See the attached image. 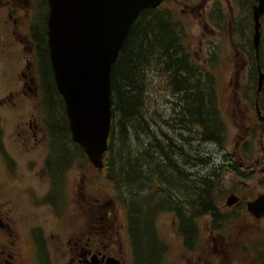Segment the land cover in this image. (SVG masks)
I'll return each instance as SVG.
<instances>
[{
    "label": "rangeland",
    "instance_id": "1",
    "mask_svg": "<svg viewBox=\"0 0 264 264\" xmlns=\"http://www.w3.org/2000/svg\"><path fill=\"white\" fill-rule=\"evenodd\" d=\"M214 4L217 7L215 10ZM250 4L251 2L247 0L240 2L239 0H174L163 7L181 20L185 31L184 42L195 63L204 69V74L208 72L216 82L218 108L224 123L221 141H206L200 134L198 125H194V129L184 131L185 136L180 142L183 150L179 153L182 164L180 166L182 177L179 182H182V192H176L186 198L192 197L194 206L196 204L198 206L199 200L196 194L201 188L213 186L212 193L218 207V218L213 214L198 217L199 231L195 238L197 240L193 248H188V244H185L179 234L175 213L171 209L163 208L155 216L156 228L147 232V228L141 226L145 232L141 233L137 230V240H134L128 234L127 227L130 221L121 200L127 193L122 192L120 197L119 191L105 179L106 175L103 171L93 167L85 152L78 147L79 145L73 144L71 138L67 144L54 138L53 153L47 164L57 177L56 192L50 194L51 200L47 205H39L32 209L26 208L24 204L22 206L34 214L33 219L22 223L23 236L25 237V228L29 223H33L31 226L39 223L43 227L39 239L47 255L46 264H68L69 258L73 255L68 243L74 239L75 232L83 234L91 231L99 238L104 235L111 236L113 244L115 242L116 247L125 257L126 264H186L187 262L197 264L203 259L207 250L208 256L211 257L213 254V237L209 235V230L212 229L221 231L225 239V242L221 241L219 246L221 237L215 233L219 256L216 260H211L212 264H256L257 256H262L264 260V221L253 218L245 210L247 200L264 194V124L258 120L251 103L254 80L258 76L253 74L249 77L243 92L241 70L248 58L243 55V50H248L247 41L242 38L241 31L235 39L229 26L230 20H234L235 17L237 20L245 19L244 5L247 8ZM39 15L41 20L42 14ZM36 18L37 14L35 20ZM261 22L258 52L264 71V17ZM249 25L250 21L247 25L248 29ZM234 44L240 48L239 52ZM13 52L12 59L7 58L6 55L0 58V100L7 94L10 85L12 91L14 90L13 105L3 106L5 100L0 106L2 116L6 115L8 119L1 120L0 127L6 149L12 152L11 155L18 164V179L20 181L21 177L22 181L24 178L20 174H26L25 164L30 159L35 160L38 166L46 165L43 160L47 149L51 146L48 124L53 117L48 113L49 111L46 115L39 114V99L35 92L30 91L34 98H31L30 94L26 96L22 93V82L19 78L14 83L9 82L11 69H16L19 74L20 70L26 68L28 62L19 46ZM160 69L161 67L155 66L149 71V76L153 75L156 79L150 77L148 81L146 101L147 110L150 113L155 112L162 121L170 120L175 116L176 105L173 101L178 100V95L167 87ZM201 77L203 78L204 75ZM37 78L41 80V76L37 75ZM202 85L206 86L205 83ZM260 99L264 105V89ZM9 109L12 110L7 111ZM56 113L55 117L58 120L61 118L59 108L56 109ZM38 116L42 121L39 118L35 119ZM35 120L37 124L34 123ZM30 121H33L32 128L27 124ZM16 123L19 133L17 148L12 142ZM168 131L174 139L175 136L181 138L175 123L168 125ZM143 138L146 140L147 137L143 136ZM132 141L138 144L135 138H132ZM241 141L244 143L242 142L238 149ZM63 144H66L65 147ZM143 161L142 158L141 162ZM251 165L255 166L253 170L247 168ZM45 185L44 181L40 187L36 184V188L42 191ZM232 193L240 196L243 202L232 207L227 205V198ZM54 201L59 215L53 209ZM156 229L160 237L153 234ZM160 240L163 243H160ZM164 246H167V249ZM164 251H167L165 255ZM23 256L28 258L30 264L32 263L34 258L29 248L23 250Z\"/></svg>",
    "mask_w": 264,
    "mask_h": 264
},
{
    "label": "trees",
    "instance_id": "2",
    "mask_svg": "<svg viewBox=\"0 0 264 264\" xmlns=\"http://www.w3.org/2000/svg\"><path fill=\"white\" fill-rule=\"evenodd\" d=\"M163 7L140 13L113 65V121L102 171L105 179L119 191L120 197L122 192L127 193L121 200L130 221L128 233L134 240H137V230L145 232L141 226L146 227L147 232L154 230L156 214L160 209L167 208L174 211L178 229L189 242L192 238L195 240L199 231L198 217L213 214L218 218L219 215L212 193L213 186L201 188L196 194L198 206H194L192 197L186 198L176 192H182L179 153L183 145L180 142L185 136L184 131L194 129V125H198L206 141H221L224 123L218 108L216 82L208 72L204 74V69L193 60L184 42L185 31L181 20ZM43 28L44 37H47V27L44 25ZM41 29L40 34L43 35ZM43 53L41 82L45 93L42 95L44 101H40L44 105L45 115L49 111L53 117L48 124L53 150L54 138L67 144L71 133L64 100L48 71L46 44ZM155 66L161 67L167 87L178 95V100L173 101L176 105L175 116L170 120L160 121L155 112L147 110L148 81L150 77L156 79L153 75L149 76V71ZM57 108L61 113L58 120L55 117ZM173 123L181 138L175 136L174 139L169 133L168 125ZM143 136L147 137L146 140ZM132 138L138 144L133 143Z\"/></svg>",
    "mask_w": 264,
    "mask_h": 264
},
{
    "label": "flooded vegetation",
    "instance_id": "3",
    "mask_svg": "<svg viewBox=\"0 0 264 264\" xmlns=\"http://www.w3.org/2000/svg\"><path fill=\"white\" fill-rule=\"evenodd\" d=\"M173 1L174 0L165 2L159 8L163 6L166 7L168 3ZM247 1L249 3L251 2V4L252 1H254V3L252 4V9L254 5L258 3L257 0ZM215 4L213 7L214 10L215 8H217L215 7ZM251 4L247 5V8L244 5V12L246 14L245 19L242 21V19L237 20V18L235 17L234 20H230L229 26L232 29L231 33L234 34L235 39L237 35H240L241 32H243L242 38L247 41L248 50H243V55L245 57L247 56L248 58L241 70V72H243L242 85L244 86L242 88V91L245 92L247 86L246 82L251 75L255 74V76H258L254 80L255 87L252 94L253 96L251 95V103L252 107L256 111L258 120L264 124V120L260 118L261 116H264V105L262 104L260 99L261 92L264 89V82L261 90H259L258 85L259 73L260 71L264 73V71L262 69L260 54L258 52L259 47L257 50L254 47L253 43L255 23L253 19V11L251 12L250 9ZM35 14H37L36 20ZM39 14H42L41 20H39ZM48 15V0H0V58L6 55L7 58L12 59V56L14 55L13 51H15L16 47L19 46L22 54L24 52V57L28 61L25 66L26 68L20 70L19 74L16 69H11L12 74L8 78V80L9 82L11 81L14 83L16 79L19 78L22 82V93L26 96H29L30 94L31 98H34L31 92H35L39 101L43 100L42 95H44L45 93L44 85L42 84L41 80L37 78V75L41 76V64L43 62V51L45 50V44L47 46V53H49L48 71H50V73L52 74L53 81L56 84L50 57L48 34L47 37H44L43 30L45 28L41 29V27L45 25L48 31ZM210 16L213 15L210 14ZM263 17L264 15L261 17V19ZM249 21L250 25L248 29L247 25ZM217 24L220 25L219 23ZM232 24L233 26H231ZM40 29L43 31V35L40 34ZM234 46L239 52L240 48H238V45L234 44ZM193 60L195 61L194 58ZM12 89L13 88L10 85L9 91L0 100V106L5 100L6 102L3 106H5L6 104L13 105L12 96L14 90L12 91ZM10 110L12 109H9L7 111ZM38 111L39 114L44 113V105L41 101L40 110L38 108ZM38 118L39 116L35 119L38 120ZM3 119H6V121L8 120L6 115L5 117L2 116V112L0 110V122ZM37 120H35L34 123L37 124ZM39 120L42 121V119L40 118ZM27 124L29 128H32L33 121H30ZM12 135H14L12 142L17 148V136L19 135L17 123L15 125V131ZM251 137H253V135H251ZM242 142L243 141L238 144V149ZM76 144L77 143H75V145ZM52 153L53 151L51 150L50 146V149H47V153L43 160L46 165L44 164L43 166H38L35 160L30 159L27 164H25L27 171L26 174H20L24 178V180L21 181L20 177L19 181L17 175L18 164H16V159L11 155L12 152L7 151L6 149L5 143L3 142L2 129L0 127V264H30L28 258L23 256V250L26 248H29L34 258L32 259L31 264H46L45 259L47 255L43 247L41 246L39 239V233L43 230L42 225H40L39 223L35 226H31L33 223L27 224L25 228V237L23 236V233L21 231V225L24 221L34 218V214L26 210L27 207L29 209H32L33 207L39 205H47L51 200L50 194L56 192L57 177L47 164V161ZM61 160H63V158ZM247 168L253 170L255 166L251 165ZM44 181L46 183L45 189L42 191H40L39 189L37 190L36 184H38L40 187L41 185H43ZM232 194L236 195L235 193ZM261 195L264 194H260L256 198L260 197ZM236 196L238 197V202L231 205V207L243 202L240 196ZM256 198L246 201L245 210L253 218L264 221V217H256L248 211V202L253 201ZM23 204L26 206L25 209L22 207ZM52 205H54L53 209H55V213H57L56 202L54 201ZM57 215L59 214L57 213ZM215 233L219 234L221 237L219 246L221 241L225 242L221 231H216L214 229L209 230V235L213 237V254L211 255V257L210 255L208 256L207 250L204 253L203 259L200 260L197 264H212L213 262L211 260H216L219 256V254L217 253V249L219 248L216 242L217 235ZM154 234H157L160 237V234H158V230H156V233ZM179 234L183 237L185 244H188L187 247L193 248L192 246L196 243L197 239L194 240L192 238L189 240V242H187L185 236L180 232ZM74 235V239L69 241L68 243V248L70 249V251H73L72 258H69L68 264H112L113 262H110L111 259H117L121 264H126L124 260L125 257H123V255L121 254V250L116 247L115 242L113 244L111 236L109 237L108 235H104V238H99L95 236L94 232L92 231L83 234H80V232H75ZM155 240H157L156 237ZM160 243L163 242L160 240ZM224 245L225 243L223 244V246ZM161 246L163 245L161 244ZM164 247H166L167 249V246ZM166 252L167 251H164V255L166 254ZM257 257L258 259L256 261V264H264L263 257ZM186 264L189 263L187 262ZM190 264L193 263L191 262Z\"/></svg>",
    "mask_w": 264,
    "mask_h": 264
},
{
    "label": "water",
    "instance_id": "4",
    "mask_svg": "<svg viewBox=\"0 0 264 264\" xmlns=\"http://www.w3.org/2000/svg\"><path fill=\"white\" fill-rule=\"evenodd\" d=\"M169 0H48V41L55 81L69 121L72 140L94 168H104L112 128V68L141 11ZM253 7L254 47L260 44L264 0ZM264 73L258 85L262 89ZM260 113V111H259ZM264 120V116L260 117ZM238 202L234 194L227 205ZM264 217V195L248 202ZM112 264H121L111 259Z\"/></svg>",
    "mask_w": 264,
    "mask_h": 264
}]
</instances>
